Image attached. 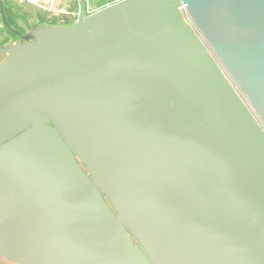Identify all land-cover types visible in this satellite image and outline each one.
I'll return each instance as SVG.
<instances>
[{
    "label": "water",
    "instance_id": "1",
    "mask_svg": "<svg viewBox=\"0 0 264 264\" xmlns=\"http://www.w3.org/2000/svg\"><path fill=\"white\" fill-rule=\"evenodd\" d=\"M14 33L1 257L264 264V0H81Z\"/></svg>",
    "mask_w": 264,
    "mask_h": 264
},
{
    "label": "crops",
    "instance_id": "2",
    "mask_svg": "<svg viewBox=\"0 0 264 264\" xmlns=\"http://www.w3.org/2000/svg\"><path fill=\"white\" fill-rule=\"evenodd\" d=\"M84 1L86 12L91 13L117 0ZM80 3L81 0H0V49L19 39L6 25L8 20L13 30L22 33L38 22L67 25L77 19Z\"/></svg>",
    "mask_w": 264,
    "mask_h": 264
},
{
    "label": "built area",
    "instance_id": "3",
    "mask_svg": "<svg viewBox=\"0 0 264 264\" xmlns=\"http://www.w3.org/2000/svg\"><path fill=\"white\" fill-rule=\"evenodd\" d=\"M180 9L183 11L184 16L188 19L187 13H186V11H185V7H184V6H181ZM188 20H189V19H188ZM227 77H228L230 83L233 85L234 89L237 91V93L241 96V98H242V99L245 101V103H246V100L242 97V94L240 93V91H239V89L237 88V86H236V85L234 84V82L229 78V76H227ZM246 105H247L248 108L251 110L252 114L256 117V119L258 120V122H260L259 119H258V117L255 115L254 111H253V110L251 109V107L249 106V104L246 103Z\"/></svg>",
    "mask_w": 264,
    "mask_h": 264
},
{
    "label": "rangeland",
    "instance_id": "4",
    "mask_svg": "<svg viewBox=\"0 0 264 264\" xmlns=\"http://www.w3.org/2000/svg\"><path fill=\"white\" fill-rule=\"evenodd\" d=\"M7 20V19H6ZM9 21V20H8ZM7 21V23H6V25L8 26V27H10V25H9V22ZM48 22V21H47ZM46 22V23H47ZM12 29V28H11ZM14 32H15V30H13ZM4 53L3 52H1L0 53V60L2 59V58H4ZM0 264H18V263H15V262H13V261H10V260H8V259H6V258H3V257H1L0 256Z\"/></svg>",
    "mask_w": 264,
    "mask_h": 264
},
{
    "label": "flooded vegetation",
    "instance_id": "5",
    "mask_svg": "<svg viewBox=\"0 0 264 264\" xmlns=\"http://www.w3.org/2000/svg\"><path fill=\"white\" fill-rule=\"evenodd\" d=\"M20 40V39H19Z\"/></svg>",
    "mask_w": 264,
    "mask_h": 264
}]
</instances>
